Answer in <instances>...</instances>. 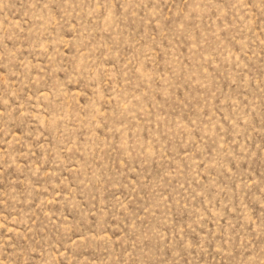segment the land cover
Segmentation results:
<instances>
[{"label":"rangeland","instance_id":"obj_1","mask_svg":"<svg viewBox=\"0 0 264 264\" xmlns=\"http://www.w3.org/2000/svg\"><path fill=\"white\" fill-rule=\"evenodd\" d=\"M0 264H264V0H0Z\"/></svg>","mask_w":264,"mask_h":264}]
</instances>
